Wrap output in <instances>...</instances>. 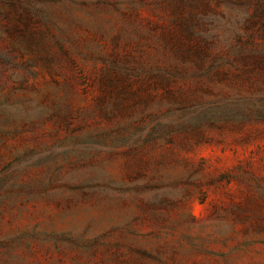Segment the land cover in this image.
Wrapping results in <instances>:
<instances>
[{
    "label": "rangeland",
    "instance_id": "374dc122",
    "mask_svg": "<svg viewBox=\"0 0 264 264\" xmlns=\"http://www.w3.org/2000/svg\"><path fill=\"white\" fill-rule=\"evenodd\" d=\"M166 22L150 0H0V264H264V104L224 85L175 114L189 83L104 82L154 63Z\"/></svg>",
    "mask_w": 264,
    "mask_h": 264
},
{
    "label": "trees",
    "instance_id": "16d2710c",
    "mask_svg": "<svg viewBox=\"0 0 264 264\" xmlns=\"http://www.w3.org/2000/svg\"><path fill=\"white\" fill-rule=\"evenodd\" d=\"M150 3L161 8L167 19L158 44L152 46L157 58L136 73L114 63L104 77L110 91L119 88L134 73L166 88L176 81L189 83L186 92H168L172 107L169 111L175 114L194 110L198 94H210L212 87L224 85L247 89L250 97L239 102H250L255 109L264 104V0H150ZM223 5L243 9L247 14L239 20H226L222 25L221 21L227 18L221 10ZM197 127L180 123L181 129Z\"/></svg>",
    "mask_w": 264,
    "mask_h": 264
}]
</instances>
